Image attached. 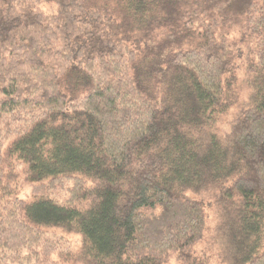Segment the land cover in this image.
Returning a JSON list of instances; mask_svg holds the SVG:
<instances>
[{
	"label": "trees",
	"instance_id": "16d2710c",
	"mask_svg": "<svg viewBox=\"0 0 264 264\" xmlns=\"http://www.w3.org/2000/svg\"><path fill=\"white\" fill-rule=\"evenodd\" d=\"M71 259L264 264V0H0V264Z\"/></svg>",
	"mask_w": 264,
	"mask_h": 264
},
{
	"label": "rangeland",
	"instance_id": "374dc122",
	"mask_svg": "<svg viewBox=\"0 0 264 264\" xmlns=\"http://www.w3.org/2000/svg\"><path fill=\"white\" fill-rule=\"evenodd\" d=\"M209 200H210V198H209ZM215 213H216V211L213 210L209 214L210 219H209L208 224H209L210 231H212L213 227L215 226V223H214L215 222ZM213 236H214V234L211 236L212 237V240H211L212 248L218 249L217 245L214 242ZM65 237H67V239H68L71 250L74 252H78L79 246H80V236L76 235V234H65ZM66 264H79V263H77L76 261L71 259V260H67ZM213 264H219V262L217 260H214Z\"/></svg>",
	"mask_w": 264,
	"mask_h": 264
}]
</instances>
